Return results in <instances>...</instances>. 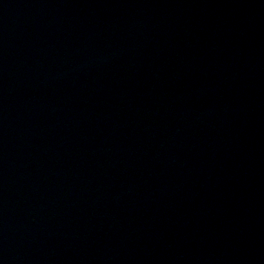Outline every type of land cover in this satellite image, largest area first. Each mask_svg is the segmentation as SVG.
Returning a JSON list of instances; mask_svg holds the SVG:
<instances>
[{
	"label": "water",
	"instance_id": "obj_1",
	"mask_svg": "<svg viewBox=\"0 0 264 264\" xmlns=\"http://www.w3.org/2000/svg\"><path fill=\"white\" fill-rule=\"evenodd\" d=\"M264 129V0H0V264H223Z\"/></svg>",
	"mask_w": 264,
	"mask_h": 264
}]
</instances>
